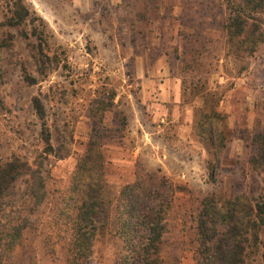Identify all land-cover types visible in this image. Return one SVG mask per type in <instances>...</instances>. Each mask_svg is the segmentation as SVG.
Masks as SVG:
<instances>
[{
  "label": "rangeland",
  "instance_id": "1",
  "mask_svg": "<svg viewBox=\"0 0 264 264\" xmlns=\"http://www.w3.org/2000/svg\"><path fill=\"white\" fill-rule=\"evenodd\" d=\"M25 2L41 21H34L38 32L29 45L18 31L1 26L5 0H0V162L16 157L40 169L46 197L16 251V264H65L67 241L54 225L56 208L96 134L106 156L111 215L138 167L160 171L176 189L162 257L166 264H197L191 221L202 201L220 204L241 195L253 202L264 195V172L250 163L257 155L251 139L264 133V43L251 57L233 56L223 31L226 0H169L184 7L178 17L162 5L140 27L130 23L136 13L131 0L120 5L111 0ZM258 20L264 32V13ZM138 56L145 61L141 69ZM160 59L165 60L161 67ZM163 82L169 85L162 87ZM172 83L175 93L180 89L179 102H168L165 92L174 93ZM204 90L221 96L218 109L227 119L229 142L218 157L194 127ZM102 94L106 99L114 94L115 110L102 120L89 117ZM34 98L42 104L43 121L33 109ZM152 103L163 106L169 117L174 111L178 123H153L147 112ZM134 117L145 126L147 145L137 144L144 135L133 133ZM186 118L187 131H179ZM43 131L50 135L51 150L45 149ZM181 134L191 144L184 145ZM24 181L16 183L14 201L24 193ZM19 209V204L7 207L0 225L9 212L17 217L13 212ZM258 236L248 242L244 264H264V228ZM119 253L110 225L94 243L92 264H119Z\"/></svg>",
  "mask_w": 264,
  "mask_h": 264
},
{
  "label": "trees",
  "instance_id": "2",
  "mask_svg": "<svg viewBox=\"0 0 264 264\" xmlns=\"http://www.w3.org/2000/svg\"><path fill=\"white\" fill-rule=\"evenodd\" d=\"M159 1L146 0L144 10L135 13L131 25L140 27L139 24L148 23L149 17L159 12ZM100 2L107 3V0ZM4 7L1 26L18 31L29 45L31 38L37 36L38 26L34 21L39 19L32 17L25 0H5ZM225 7L226 45L235 58L253 56L264 43V32L258 24L259 16L264 13V0H226ZM28 25H32L31 34L27 32ZM105 95L95 98L89 117L102 120L105 113L115 110L114 94L107 99ZM199 95L201 105L194 110V127L209 151L218 157L229 142L227 119L218 109L221 96L207 90ZM32 106L38 119L43 121L40 100L34 98ZM43 134L45 149L51 150L50 135L45 131ZM251 145L257 155L250 163L264 172V133L254 134ZM105 163L97 134L92 135L61 194V205L56 208L54 225L67 241L65 264H92L94 243L110 225L113 236L120 242L119 264H166L162 243L175 187L160 171L150 173L138 167L134 183L120 191L111 215ZM21 179H25V191L14 201L13 189ZM45 197L40 169H33L16 157L0 162V215H5L9 206L19 204L20 207L12 211L17 217H11L9 212L6 223L0 225V264H16V251L22 247L32 218ZM191 224L197 264H244L248 242L257 241L264 228V195L253 202H246L241 195L220 204L204 199Z\"/></svg>",
  "mask_w": 264,
  "mask_h": 264
},
{
  "label": "crops",
  "instance_id": "3",
  "mask_svg": "<svg viewBox=\"0 0 264 264\" xmlns=\"http://www.w3.org/2000/svg\"><path fill=\"white\" fill-rule=\"evenodd\" d=\"M131 1L133 2L131 5H134V7L136 8V12H141V11L144 10L146 0H131ZM173 1H175V0H173ZM176 1L181 2V0H176ZM168 2H169V0H162L161 2L159 1L160 10L162 8V5H165V6H167L168 9H170L172 11V14H174L175 17H178L177 14H180L184 10V7L180 3L179 4L178 3L175 4V2H174V4H171V3L168 4ZM122 3H123V0H111V4L120 5ZM176 12H177V14L175 15ZM177 20H178V18H177ZM157 34H158V36H161L159 32H157ZM136 60H137L138 69L141 66L142 67L144 66V62L145 61H144L143 56L136 57ZM157 63L161 67V65L165 63V60L160 59V60H158ZM174 81H176V80H174ZM166 82H163V84H160V85L162 87H166L167 85H169V83H166ZM172 85L174 86V90H173L174 93L165 92L166 94L169 93V96L167 95L168 98H169L168 102H171V101L174 102V103L175 102H179L180 89L178 87V92L175 93V90H176L175 86L177 87V85H175L174 83H172ZM162 90H163V94H164V91H166V90L164 88ZM171 96H172V99H170ZM152 108H154L155 110H153ZM147 109H148L147 112L150 113V117L152 118V122L153 123L159 122V124H163V125L166 124L167 125L169 123H178V121H179L178 116L176 115V113L174 111L172 112V114L169 117L168 112H166L164 107L161 106V105H156V104L152 103V104H150L148 106ZM170 118H171V120H170ZM134 124L135 125H133L132 128H135V132H133V133H136V134H142L143 133V135H144L143 137L140 135V140L137 142V144L147 145L146 141H148V139H147L148 138L147 137L148 134H147V132H145L146 130H145L144 124L141 122V120L139 122V120L136 117H134ZM183 125H184V127L182 125L178 126L179 127L178 128L179 131H187V127L190 125V124L187 123V118H186V120H185ZM150 135H152V134H150ZM183 136H184L183 134L180 135V138H181L182 142H184L183 144L184 145L191 144V140H190L189 136L188 135H187L188 137H186V136L183 137ZM134 149H135L134 153L137 154V150H139V148H134Z\"/></svg>",
  "mask_w": 264,
  "mask_h": 264
}]
</instances>
